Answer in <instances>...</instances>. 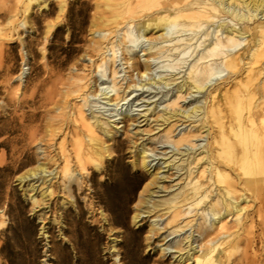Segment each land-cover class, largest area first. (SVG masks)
I'll return each instance as SVG.
<instances>
[{
    "label": "rangeland",
    "instance_id": "374dc122",
    "mask_svg": "<svg viewBox=\"0 0 264 264\" xmlns=\"http://www.w3.org/2000/svg\"><path fill=\"white\" fill-rule=\"evenodd\" d=\"M117 2L112 8L106 0H0V264H193L181 262V253L186 257L191 243L198 251L207 241L198 229L193 237L189 228L172 234L178 222L169 225L170 215L149 214L142 204L151 190L157 191L152 194V205L183 184V172L167 171L164 162L175 159L183 163L179 159L187 157L183 154L191 146L179 150L175 140L200 123L182 120L168 124L160 118L188 75L182 66L159 68L163 60H153L150 40L159 33L150 31L131 56L120 49L113 61L112 52L107 51L109 42L121 40L128 18L122 17L124 0ZM257 24H249L252 34ZM133 62L140 65L138 69ZM243 72L237 81L245 77ZM227 75H216L209 91L188 95L180 105L205 102ZM154 77L167 78L171 85L138 88ZM114 82L118 91L112 89ZM79 84L85 90L71 93ZM222 88L223 93L228 89L231 98L240 90L231 85ZM84 92L96 94L84 107L87 118L107 122L104 127L113 132L106 136L99 130L110 150L101 166L89 163L85 170L73 150L81 127L76 119L84 105ZM118 96L127 98L116 102ZM173 124L169 137L167 130ZM203 131L195 141L200 144L196 154L214 141L212 124ZM141 147L148 151L152 170L162 168L165 178L160 188V180L135 164ZM241 155L238 143L234 150L221 148L236 197L247 207L241 249L235 258L241 259L247 251L249 255L244 254L251 258L240 260L241 264H264V162L257 164L252 180L236 164ZM67 158L76 170L74 180L64 174ZM39 165L47 168L46 174L24 179ZM142 210L141 221L135 222L134 215ZM156 218L160 229L153 231ZM227 221L235 226L236 215L228 216ZM250 239L253 247L248 245ZM182 241L187 250L180 252L177 246Z\"/></svg>",
    "mask_w": 264,
    "mask_h": 264
},
{
    "label": "bare ground",
    "instance_id": "6f19581e",
    "mask_svg": "<svg viewBox=\"0 0 264 264\" xmlns=\"http://www.w3.org/2000/svg\"><path fill=\"white\" fill-rule=\"evenodd\" d=\"M106 1L109 7L116 8L117 0ZM122 7V17L128 18L124 19L127 23L121 40L118 43L109 42L111 48L107 51L112 52L113 61L120 49H125L131 56L134 47L139 46L141 39L150 31L159 33L157 37L149 39L153 60H163L159 68L175 70L182 66L186 68L188 75L178 85L177 98L169 103V110L160 118L168 124L182 120L200 123L195 130H190L175 140L176 148L179 150L186 144L191 146V149L183 154L187 157L179 159V161L183 159V163L175 159L164 162L167 171L183 172L181 178L183 184L176 185L164 199L152 205L150 202L152 194L157 191H150L148 188L146 192L150 191V194L143 196L146 199L142 204L147 205L146 212L149 214L158 211L163 212V215H170L169 225L178 222L174 225L172 234L186 228L193 230L192 237L196 229L205 234L207 241L198 251L192 243L187 250L182 247L183 241L180 242L177 248L180 252L187 250L188 254L185 257V254L181 253V262L241 264L243 259L248 258V252L245 251L247 254H244L242 250L243 257L241 259L235 257L241 249L240 241L245 225L243 212L247 207L241 205L239 200L241 197H236L233 183L226 172L228 164L221 159V148L234 150L238 143L242 155L236 158V164H240L241 169L246 171L245 175L254 180L253 172L257 173V164L260 161L264 162V0H124ZM260 15L262 17H259ZM143 17L149 18L141 22ZM251 22H258L253 34L249 27ZM102 37L109 40L106 34ZM244 42L247 44L243 45ZM106 60V57L102 60L104 66ZM241 63H244V67L240 66ZM103 65L98 67L102 68ZM139 66L133 62L134 68L138 69ZM150 67L147 65V70H150ZM241 71L246 75L239 82L237 79ZM222 72L228 74L227 78L223 79L216 89L210 91L205 102L201 100L190 107L180 105L181 100H187L188 95L204 94L206 90L209 91L214 83L212 79ZM113 74L116 79L117 71ZM82 81L83 79H80V82ZM170 85L167 78L154 77L148 83L138 85V88L150 86L166 88ZM229 85L240 89L233 93L235 95L231 94L234 98L229 97L228 89L223 93L222 87ZM85 88L86 86L79 84L71 93L83 92ZM112 89L118 91L116 82L113 83ZM95 95L86 92L82 97L84 105L80 107L79 118L76 119V122L81 121V127L76 132L73 150L77 155V163L83 170L89 163H94L96 167L101 166L105 153L110 150L106 141L101 138L99 130L106 136L113 133L104 127L107 122H102L98 118L92 122L85 114L84 107L89 104L88 98ZM126 98L118 96L116 102ZM155 111L156 108H153L152 114ZM209 124L215 129L214 134L211 133L214 141L212 144L202 146L204 150L196 154L194 150L200 144L195 145V141L202 137L203 130L209 127ZM174 126L176 125L173 124L167 130L169 137H172ZM258 154L261 156L260 159ZM135 164L150 171L154 179L160 180L158 182L159 188L161 187V179L165 178L161 177L162 168L152 170L154 165L148 161V151L145 147L137 149ZM46 173L47 168L39 165L36 171H32L24 179ZM64 174L69 180L76 179V170L72 169L69 158L64 165ZM223 183H227L228 186H220ZM143 213L145 210L136 213L134 221H141ZM230 215L237 217L235 226H229L227 217ZM152 224L153 231L160 229L158 218L154 219ZM213 228L215 231L211 233L210 229ZM190 239L187 238L188 242ZM252 240L248 241V245L253 247Z\"/></svg>",
    "mask_w": 264,
    "mask_h": 264
}]
</instances>
